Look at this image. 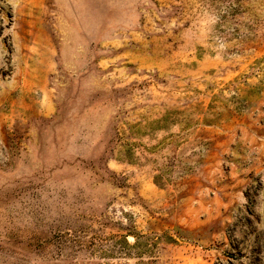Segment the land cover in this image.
Returning a JSON list of instances; mask_svg holds the SVG:
<instances>
[{
  "label": "rangeland",
  "instance_id": "rangeland-1",
  "mask_svg": "<svg viewBox=\"0 0 264 264\" xmlns=\"http://www.w3.org/2000/svg\"><path fill=\"white\" fill-rule=\"evenodd\" d=\"M0 264H264V0H0Z\"/></svg>",
  "mask_w": 264,
  "mask_h": 264
},
{
  "label": "crops",
  "instance_id": "crops-1",
  "mask_svg": "<svg viewBox=\"0 0 264 264\" xmlns=\"http://www.w3.org/2000/svg\"><path fill=\"white\" fill-rule=\"evenodd\" d=\"M235 142L231 148L233 150L231 154L234 156V163L230 164L229 168V174L232 175V179L229 181L232 183V186H239L243 182H246L249 180V177L252 173H255L258 169V166H260L261 157L256 156L255 152L257 153L258 149H260L261 142L259 139H261V136L253 134L251 141L249 142V138L247 141H245L244 138H240L239 136H235ZM262 141V140H261ZM227 141H219L217 144H215L214 151H211L209 155H207V161L204 163L205 171L215 173L217 171L223 173L224 168L220 164H218V160L216 157L219 155H223L226 150ZM244 150L242 153L236 154L234 150ZM249 149L251 153H249ZM258 155V154H257ZM249 156H251V162H249ZM224 187V186H223ZM225 187H228L225 185ZM230 187V186H229ZM232 189V188H231Z\"/></svg>",
  "mask_w": 264,
  "mask_h": 264
}]
</instances>
